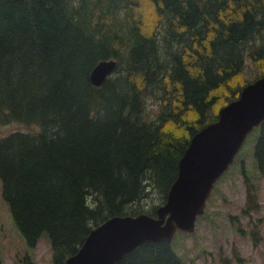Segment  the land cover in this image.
<instances>
[{
	"label": "trees",
	"instance_id": "obj_1",
	"mask_svg": "<svg viewBox=\"0 0 264 264\" xmlns=\"http://www.w3.org/2000/svg\"><path fill=\"white\" fill-rule=\"evenodd\" d=\"M149 2L152 28L137 0H0V129L28 128L0 133L2 197L28 247L47 234L53 264L113 216H155L147 188L163 204L191 137L250 83L246 59L264 71V0ZM252 154L262 170L264 120ZM171 239L115 264H182Z\"/></svg>",
	"mask_w": 264,
	"mask_h": 264
},
{
	"label": "water",
	"instance_id": "obj_2",
	"mask_svg": "<svg viewBox=\"0 0 264 264\" xmlns=\"http://www.w3.org/2000/svg\"><path fill=\"white\" fill-rule=\"evenodd\" d=\"M114 59L102 60L90 72L99 86L114 70ZM264 120V75L244 86L237 99L220 108L217 119L190 139L178 160L177 176L155 216H113L91 229L64 264H115L136 247L170 240L176 231L192 232L204 212L210 191L228 168L246 136Z\"/></svg>",
	"mask_w": 264,
	"mask_h": 264
},
{
	"label": "rangeland",
	"instance_id": "obj_3",
	"mask_svg": "<svg viewBox=\"0 0 264 264\" xmlns=\"http://www.w3.org/2000/svg\"><path fill=\"white\" fill-rule=\"evenodd\" d=\"M137 1L144 24L154 27L158 21L151 3ZM262 72L246 59V79L251 82ZM148 104L156 108L154 100ZM18 129L28 130L21 124L9 123L1 127L0 133L8 134ZM258 129L259 125L246 136L228 168L214 183L203 214L195 220L194 230L190 233L176 231L172 236V246L182 264H264V167L257 170L252 154ZM147 191L143 201L148 209L162 203L157 190L151 186ZM248 193L255 196L258 209L242 214ZM51 254L46 233L34 248L26 245L2 197L0 182L1 264H53Z\"/></svg>",
	"mask_w": 264,
	"mask_h": 264
}]
</instances>
